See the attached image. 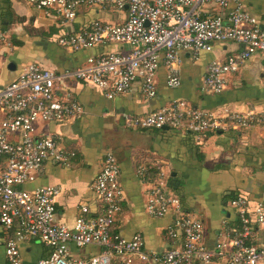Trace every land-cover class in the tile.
Wrapping results in <instances>:
<instances>
[{
  "label": "built area",
  "instance_id": "2783aa9c",
  "mask_svg": "<svg viewBox=\"0 0 264 264\" xmlns=\"http://www.w3.org/2000/svg\"><path fill=\"white\" fill-rule=\"evenodd\" d=\"M37 10L54 11L62 23L72 22L81 6L126 12L122 23L93 21L88 28L58 39L66 50L115 44L127 51L100 53L87 58L71 71L55 72L35 64L27 66L19 77L0 89V225L7 232L4 254L7 264H20L19 245L37 241L50 252L36 264H264V247L254 244V232L244 198L229 201L238 215L241 230L227 233L230 245L218 244L214 250L203 244L204 229L198 220L187 215L179 198L168 188L163 173L148 180L147 169L139 167L136 175L150 182L145 212L154 219L171 215L167 228L172 246L163 252L145 249L139 233L123 238L113 232L121 211L123 191L119 165L108 153L99 173L90 185L97 214L79 208L72 229L55 222L57 187L28 191L25 186L36 180L43 165L50 160L63 168L71 167L75 157L53 135L37 138L35 124L68 123L83 114L80 104L68 91L70 82L89 83L113 97L128 93L138 81L145 98L156 96V76L160 67L167 71L166 85L176 89L180 77L175 65L181 54L197 59L211 53L215 44L234 42L240 52L223 61H212L202 80V92L217 95L225 89V78L235 74L242 63L254 54L264 55V28L240 0H26ZM218 10L213 14L211 10ZM3 36L0 34V43ZM264 76V67L262 68ZM135 129H163L201 135L227 130H264V112L231 113L222 119L181 101L127 120ZM147 179V180H146ZM254 224L264 226L261 206L254 210ZM78 250L93 246L97 254L74 256L69 245Z\"/></svg>",
  "mask_w": 264,
  "mask_h": 264
},
{
  "label": "crops",
  "instance_id": "0c3cea01",
  "mask_svg": "<svg viewBox=\"0 0 264 264\" xmlns=\"http://www.w3.org/2000/svg\"><path fill=\"white\" fill-rule=\"evenodd\" d=\"M264 28V0H240ZM211 13H219L211 10ZM126 12L81 6L72 22L62 23L52 11H41L26 0H0V89L15 81L30 64L55 72L71 71L100 53L127 51L115 44L66 50L58 39L89 27L95 21L122 23ZM234 42L215 44L211 53H201L197 59L185 53L175 65L180 77L176 89L166 85L167 71L160 67L156 76V96L147 99L140 83L134 82L128 93L108 99L94 85L70 82L68 91L83 109L75 122L35 124L37 138L56 136L66 151L75 153L70 168L48 160L36 180L25 186L28 191L40 187H57L55 222L72 229L85 206L93 216L97 204L90 185L99 173L101 162L108 153L119 165V182L123 191L121 211L113 232L123 238L139 233L145 249L163 252L172 246L166 232L173 218L166 215L154 219L145 212L150 182L137 176L139 167H149L148 180L163 173L169 190L176 195L183 211L201 222L203 244L214 250L218 244L230 245L227 233L236 224V213L229 206L234 197L248 202V216L254 220V210L264 212V130H227L193 135L171 129H135L127 120L147 116L175 101L203 110L217 119L231 113L264 112V55L254 54L235 74L225 78V89L213 95L202 92V80L208 65L223 61L240 52ZM3 114L0 113V122ZM147 180V179H146ZM256 226V225H255ZM254 244L264 247V226H256ZM7 232L0 225V264H7L4 254ZM74 256L83 258L97 254L93 246L78 250L70 244ZM20 264H36L50 250L37 241L19 245ZM218 264H224L219 261Z\"/></svg>",
  "mask_w": 264,
  "mask_h": 264
},
{
  "label": "trees",
  "instance_id": "16d2710c",
  "mask_svg": "<svg viewBox=\"0 0 264 264\" xmlns=\"http://www.w3.org/2000/svg\"><path fill=\"white\" fill-rule=\"evenodd\" d=\"M235 198H239V197H234L233 199H235ZM242 198V197H241ZM92 215V214H91ZM250 218V220H251V230L254 232V230H255V224H254V220H253V218L252 217H249ZM233 230H235V231H237V232H240V230H241V224H240V220H239V217H238V215L236 214V224H235V226L233 227Z\"/></svg>",
  "mask_w": 264,
  "mask_h": 264
},
{
  "label": "water",
  "instance_id": "95a60500",
  "mask_svg": "<svg viewBox=\"0 0 264 264\" xmlns=\"http://www.w3.org/2000/svg\"><path fill=\"white\" fill-rule=\"evenodd\" d=\"M163 129H164V130H168L169 128H167V127H164Z\"/></svg>",
  "mask_w": 264,
  "mask_h": 264
}]
</instances>
